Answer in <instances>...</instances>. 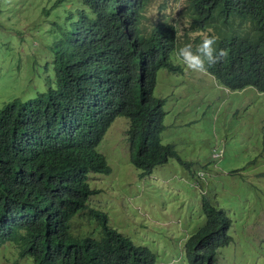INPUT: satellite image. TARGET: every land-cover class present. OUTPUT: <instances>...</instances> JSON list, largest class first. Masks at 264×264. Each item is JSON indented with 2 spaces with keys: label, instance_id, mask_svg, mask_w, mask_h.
<instances>
[{
  "label": "trees",
  "instance_id": "trees-1",
  "mask_svg": "<svg viewBox=\"0 0 264 264\" xmlns=\"http://www.w3.org/2000/svg\"><path fill=\"white\" fill-rule=\"evenodd\" d=\"M62 1L40 8L50 15L43 29L47 37L45 88L24 100L14 97L0 108V171L8 179L12 173L14 183L31 185L33 191L8 182L0 194V244L16 242L19 256H30L34 264H137L138 254L146 248L132 244L108 225L99 237L75 236L71 221L94 191L88 175L111 170L98 144L117 115L128 118L129 159L141 174L151 172L168 156L181 160L173 143L162 142L163 99L155 98L152 90L156 71L171 68V55L178 44L171 15L174 8L168 7L171 14L160 11L157 15L162 42L156 49L151 32L144 34L138 26L146 0H68L78 11ZM208 2L210 19L220 23L219 47L228 52L226 59L209 69L222 82L227 74L234 82L242 80L234 73L245 62L246 54L240 53L243 33L251 24L256 35L264 36V0ZM206 16L204 8L198 16H187L190 27L196 29L197 21ZM85 33L96 38L78 40ZM100 43L115 55L111 70L103 77L82 66L90 58L89 50L104 52L97 47ZM0 50L7 56L4 48ZM247 55L255 65L254 51ZM14 67L20 69V65ZM7 68L8 63L1 61L0 70ZM17 163L27 170L15 171ZM63 187L65 196L51 202L49 196H56ZM15 197L28 201L34 214L27 235L5 208ZM201 209L205 220L184 242L186 259L189 264H217L218 248L232 239L228 233L231 218L206 197ZM95 213L105 220L104 212ZM154 259L155 254L147 251L143 264H154Z\"/></svg>",
  "mask_w": 264,
  "mask_h": 264
},
{
  "label": "rangeland",
  "instance_id": "rangeland-1",
  "mask_svg": "<svg viewBox=\"0 0 264 264\" xmlns=\"http://www.w3.org/2000/svg\"><path fill=\"white\" fill-rule=\"evenodd\" d=\"M53 2L0 0V48L7 53L0 50V62L8 63L0 70V108L45 88L43 29L50 15L40 8ZM62 2L78 8L73 1ZM165 4L172 7L174 0ZM153 94L164 97L162 142L173 143L181 160L168 156L140 175L129 159L127 117L119 115L98 144L111 172L90 176V186L99 189L91 204L106 212L109 225L149 247L156 264H188L184 242L205 220L206 197L231 218L232 239L218 248L217 264H264V91L227 90L208 71L186 72L184 66L181 72L160 68ZM215 147L222 150L220 157L211 155ZM71 226L80 234H96L99 224L85 210ZM8 246L0 245V264H32Z\"/></svg>",
  "mask_w": 264,
  "mask_h": 264
},
{
  "label": "clouds",
  "instance_id": "clouds-1",
  "mask_svg": "<svg viewBox=\"0 0 264 264\" xmlns=\"http://www.w3.org/2000/svg\"><path fill=\"white\" fill-rule=\"evenodd\" d=\"M166 1L167 0H163L159 3H155L152 0H146L141 8V15L139 18L138 26L141 28L144 34L151 32V37H152L151 43H152V46L156 49H159L161 42H162L161 31L157 24V20H158L157 15L158 13H160V11H165L171 14L170 10L165 4ZM162 6L164 7V10L162 9ZM172 7L174 8L173 9L174 14H171L173 17L172 23L176 29V34L178 35V44L177 46H175V51L171 55V62H172L171 68L169 67H161V68H166L172 72H181L185 66L186 72L190 71L192 73L202 74L208 71L214 77L215 83L223 87L224 89L236 90V89H242L246 86H251L257 89L258 91H264V36L256 35L254 31L252 30L251 24L249 25L247 30L243 33V48L240 51V53L246 54L244 65L240 67L239 69H237L234 73V76L236 73L239 74L242 80L235 79V82H234L232 76L227 74V75H223L225 82H222L220 81L221 78L217 77L209 69V67L217 63H220L222 60L226 59L228 56V52L224 49H220L219 47V45H221L220 23L219 21L213 22L210 19L208 0H186L182 4H177L176 0H174V4ZM203 8L206 10L207 16L202 21L198 20L197 23L199 26L196 29H192L190 27V20H188L187 16H190V19H191V15L198 16L199 11ZM78 10H79V7L76 9V11ZM183 14H185L186 16ZM181 20L185 22V25L181 23ZM84 37H90L93 39L96 38L94 35L85 33L78 40ZM84 46L87 47V45H84ZM97 47L104 52H100L98 50H89L90 58L82 66L84 70L89 71L92 74L103 77L106 74H108L109 71L111 70L113 63L115 61V55L108 46L106 47L102 43L97 44ZM104 48H106L107 50H104ZM251 49L254 51V54L256 56L255 65H251L249 63V55L247 54H248V51H250ZM157 71H156V74H157ZM155 84H156V76L154 78V86L152 90H154ZM154 97L158 99L160 98L163 99V103H164V97H157L155 95ZM110 124H108V126ZM108 126L106 127V130ZM127 128H128V118H127V126L125 128V133L129 141L128 134H127ZM129 147H130V141H129ZM221 151L222 150H216V147H215L213 148L211 155H213L214 157H220ZM214 153H216L217 155H214ZM18 164L19 163H17V167L15 168V171L27 170L26 168ZM97 173H100V172H97ZM97 173H90L88 175V178H87L88 183L90 181V176L92 174H97ZM140 175H144V174L140 173ZM9 178L10 179H8L5 173L0 171V194L3 193V191L6 188V185H8V182H11V184H13L16 187L28 189V191L33 192L31 185L28 186L27 184L21 185L20 183H14L12 181V173L9 174ZM90 189L94 191L88 195V197L86 198L84 202V206L81 209H79L78 213L76 214L77 215L76 217H78L79 214L85 210L88 211L89 215L96 216L97 224H99V227L97 228L98 231L96 234L93 232L80 234L79 232L76 231V229L72 228L71 226V232L75 236H82V235L88 234L89 236L99 237L100 234L103 233L104 227L108 225L112 227L113 229H115L120 234L129 238L132 244L146 248L144 252H141L140 254H138L137 259L135 261L137 264L144 263V258H145L147 251H150L153 254H155L146 245L134 243L128 235L118 231L115 227L109 225L108 215L106 214V212L91 204V201L93 200V196L98 193L99 189L96 187H91V186H90ZM65 192H66V188L64 187L61 188L56 196H49L50 201L55 202L63 198L65 196ZM5 208L8 213L12 214L13 218H16L20 222L22 231L24 232V234L27 235L28 229L31 228L33 217H34V214L32 212V208L29 202L21 198L15 197V198L10 199V201L8 202ZM96 211L104 212L106 215L105 220H101L99 218L101 214H96L95 213ZM76 217L72 219L71 225ZM5 243H8L9 244L8 247H11V249H12V244H13L17 249L18 257L25 258V257L19 256L20 251H19V247L16 244V242L12 240H6L0 245H3ZM110 256L112 257L111 254ZM216 256H218L217 252H216ZM26 257H30V256H26ZM30 259L32 261V264H34V260L31 257ZM187 263L189 264L188 259H187ZM216 263H217V259H216ZM154 264H156L155 259H154Z\"/></svg>",
  "mask_w": 264,
  "mask_h": 264
}]
</instances>
